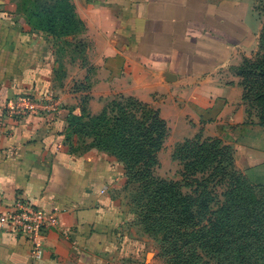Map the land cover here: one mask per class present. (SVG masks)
I'll use <instances>...</instances> for the list:
<instances>
[{
  "label": "crops",
  "instance_id": "0c3cea01",
  "mask_svg": "<svg viewBox=\"0 0 264 264\" xmlns=\"http://www.w3.org/2000/svg\"><path fill=\"white\" fill-rule=\"evenodd\" d=\"M260 1L45 0L62 18L50 36L32 28L19 0H0V212L26 199L59 216L41 234L40 260L0 226V264H151L122 164L75 129L122 98L158 110L162 147L168 136L179 145L220 138L239 178L264 188V122L234 72L261 51ZM30 95L58 107L6 114L10 99Z\"/></svg>",
  "mask_w": 264,
  "mask_h": 264
},
{
  "label": "rangeland",
  "instance_id": "374dc122",
  "mask_svg": "<svg viewBox=\"0 0 264 264\" xmlns=\"http://www.w3.org/2000/svg\"><path fill=\"white\" fill-rule=\"evenodd\" d=\"M44 4L45 0H19L17 8L38 22L41 18L34 15L45 14ZM257 6L264 14V0ZM114 116L109 112L104 117L106 127H114ZM205 138L216 139L219 144L210 153L212 162L203 158L194 172L184 157V152L188 155L191 151L183 149L181 160L177 159L179 144L168 136L151 170L152 177L144 179L146 184L142 182L143 189L131 178L123 191L134 224L148 236L151 264H264V190L239 192L229 177V155L223 154L221 139L201 134L198 140ZM205 150L198 147L196 152L204 157ZM162 182L176 183L178 190L172 199L177 198L181 206L178 215L185 218L190 213L194 220L174 221L173 212L166 206L167 193L160 188ZM237 192L239 206L234 196Z\"/></svg>",
  "mask_w": 264,
  "mask_h": 264
},
{
  "label": "trees",
  "instance_id": "16d2710c",
  "mask_svg": "<svg viewBox=\"0 0 264 264\" xmlns=\"http://www.w3.org/2000/svg\"><path fill=\"white\" fill-rule=\"evenodd\" d=\"M44 12L45 14L40 13L41 17L33 14L36 18H41L40 21L32 22L29 20V22H32L33 29L47 32L48 35L54 36L56 34L55 28L62 20L60 13L58 18L54 14H51V11L46 7H44ZM260 47L261 51L254 60L245 59L243 64L235 69L234 72L243 79L242 83L245 90L243 98L250 107L256 110L259 118L264 122V33L262 34ZM255 82L258 87H255ZM109 112L115 113L113 117L114 127H106L103 123L104 117ZM76 125L78 127L76 126L75 129L93 135L96 145L106 152L108 149L107 153L122 164L127 186L132 181L131 178H133L143 189L142 182H144V179L152 177L151 170L157 162L158 152L162 147L163 139L167 133V125L159 117L157 109H151L148 104L133 98H122L119 101L112 102L101 113L90 116L86 122L77 123ZM200 136L201 134H197L193 138L186 139L183 144L179 145L175 152L177 159L181 160L183 149L185 151L188 148L191 151L188 155H185L186 152H184V157L188 158L187 162H189L190 168L193 167L192 170L194 172L198 165L203 162V158L204 162H208L209 160L212 162L214 160L213 156L210 157V153L213 152L212 149H214V146L219 145L216 139L209 140L205 138L199 141L198 138ZM198 147L206 149V156L202 157L201 154L196 152ZM221 149L224 155H229L227 156L229 177L233 179L235 187H239V192H243L244 194L245 191H253L256 188L257 190H264V188L254 187L242 181L231 168V150L223 144L221 145ZM197 159L199 160L198 163ZM144 183L146 184L147 181ZM160 188H163L162 191L167 193L168 202L166 206L173 212L175 222L177 220H188V217L190 221L194 220V217L192 218L190 213L185 218L178 215L180 213L179 207L181 206L178 204L177 198L174 197L172 199V196L178 190L176 183L173 184L170 182L167 184L164 182L163 187ZM239 192L234 195L237 206H239L240 200ZM155 204L158 206V203ZM174 231L175 228L171 229V232ZM173 243H176V241Z\"/></svg>",
  "mask_w": 264,
  "mask_h": 264
},
{
  "label": "built area",
  "instance_id": "2783aa9c",
  "mask_svg": "<svg viewBox=\"0 0 264 264\" xmlns=\"http://www.w3.org/2000/svg\"><path fill=\"white\" fill-rule=\"evenodd\" d=\"M58 104L54 97L47 95L17 96L4 105V110L8 116L24 118L31 114H49L57 109ZM58 223L57 209H42L26 199L16 200L11 207L0 212V226L28 242L33 260H40L43 256V230Z\"/></svg>",
  "mask_w": 264,
  "mask_h": 264
}]
</instances>
